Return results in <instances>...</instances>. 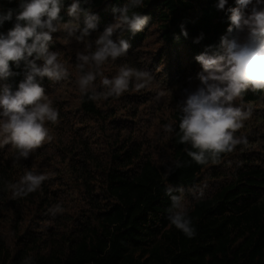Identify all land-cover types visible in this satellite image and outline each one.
Masks as SVG:
<instances>
[{
	"label": "trees",
	"instance_id": "16d2710c",
	"mask_svg": "<svg viewBox=\"0 0 264 264\" xmlns=\"http://www.w3.org/2000/svg\"><path fill=\"white\" fill-rule=\"evenodd\" d=\"M125 2L81 0L98 15L97 32L84 41L63 29L53 34L50 50L59 54L69 76L42 81L59 112L55 123H46L52 140L17 161L15 148L0 138V264H22L26 257L33 264H264V143L259 140L256 151L248 147L262 138L256 130L264 128V90H248L233 102L251 110L236 133L247 143L215 163L192 161L179 138L177 104L185 90L200 83L195 57L227 34L226 11L214 7L216 0H144L135 11L150 17L148 26L134 36L114 33L131 48L103 65V76L94 83L104 91L102 78H112L121 66L148 71L151 79L142 89L132 84L120 96L90 100L79 89L77 54L115 23L113 9ZM70 3L61 11L64 22L71 19ZM4 6L18 7L6 0ZM233 6L229 0L226 7ZM14 23L6 22L0 32ZM201 33L204 39L194 43ZM12 70L18 74L0 81V90H15L23 80V65ZM148 99L160 106L147 105ZM168 123L175 131L164 130ZM27 171L48 178L37 191L14 198L5 182L18 183ZM169 186L184 189L194 238L168 219ZM56 205L62 211L55 212Z\"/></svg>",
	"mask_w": 264,
	"mask_h": 264
},
{
	"label": "clouds",
	"instance_id": "9594fccd",
	"mask_svg": "<svg viewBox=\"0 0 264 264\" xmlns=\"http://www.w3.org/2000/svg\"><path fill=\"white\" fill-rule=\"evenodd\" d=\"M14 2L18 5L16 9L6 8L5 0H0V28L15 21L6 33L0 32V81L18 74L12 70L13 66L23 65L24 77L15 90L10 86L0 90V138L15 148V159L19 161L28 159L35 149L52 140L46 123H55L59 118L42 86L45 78L61 81L69 76L59 54L50 50L53 34L63 29L69 37L84 41L97 32L99 17L90 8L82 7L81 0H71L68 5L67 16L71 18L68 22L61 16L67 0H6L7 4ZM228 3L229 0H216L214 5L218 11H226L227 34L195 57L202 68L197 74L200 84L195 90H185L184 98L177 104L180 143L188 146L184 149L187 156L200 165L215 163L222 154L247 143L246 137L236 133L251 117V110L233 102L248 90H264V0H234L235 6L226 7ZM143 7L144 0H126L122 7L114 8L115 23L86 45L87 52L77 54L79 89L90 100L120 96L132 84L137 90L142 89L151 79L148 71L121 66L112 78H102L104 91L98 92L94 83L103 76V65L127 56L131 48L127 39H114V33L125 30L134 36L148 26L150 17L135 11ZM181 34L188 36L184 25ZM203 39L201 33L194 43L200 44ZM164 130L175 131L172 123L166 124ZM47 178L46 174L27 171L18 183H5L14 198H23L37 191ZM183 191L182 187H167L166 194L171 200L168 219L191 239L196 228ZM196 191L203 195L202 189ZM54 211H62L61 206L56 205ZM22 264H33L32 258H24Z\"/></svg>",
	"mask_w": 264,
	"mask_h": 264
},
{
	"label": "rangeland",
	"instance_id": "374dc122",
	"mask_svg": "<svg viewBox=\"0 0 264 264\" xmlns=\"http://www.w3.org/2000/svg\"><path fill=\"white\" fill-rule=\"evenodd\" d=\"M199 84H200V83H196V84H194L193 86H191L189 89H190V90H193L195 87H198ZM164 87H168V86H166V85L164 86V85H163V86L161 87V89H163V92L165 93V96H164L165 98H164V99H166V98L169 96V93L166 91V89H164ZM173 87H174V86L171 85V87H169V88L173 89ZM146 104H147V105H152L153 107H155V106L159 107V106H160L159 102H158L157 100H155V99H148V100L146 101ZM149 117H152V115H149ZM256 117L260 118L259 115L256 116ZM251 120H252L253 122H255V121H254V117H252ZM256 121H258V119H257ZM148 124H150L149 121H148L147 125H148ZM250 125L253 126L252 123H250ZM254 126H255V125H254ZM256 132H257L258 135H262V138L257 139V140H256V143H255V142H252V143L248 146L249 148L254 147L255 151H256V145L258 144L259 140H260L261 142L264 143V128H257ZM261 155H262V154H261Z\"/></svg>",
	"mask_w": 264,
	"mask_h": 264
}]
</instances>
